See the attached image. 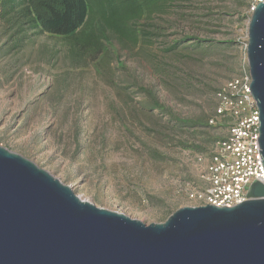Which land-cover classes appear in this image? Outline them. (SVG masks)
Here are the masks:
<instances>
[{
    "label": "rangeland",
    "instance_id": "obj_1",
    "mask_svg": "<svg viewBox=\"0 0 264 264\" xmlns=\"http://www.w3.org/2000/svg\"><path fill=\"white\" fill-rule=\"evenodd\" d=\"M183 4L187 9L149 22L161 29L143 28L163 33L152 44L126 50L114 43L116 55L93 64L89 58L74 63L65 40L49 35L30 38L18 53L0 54V146L82 199L147 225L197 206L188 191L200 185L206 163L197 162L201 153L177 144L187 134L150 109L148 91L176 118H213L217 90L247 62L249 22L238 0ZM184 36L206 42L164 52ZM4 41L0 30V47ZM228 41L233 44H220ZM212 132L225 137L228 128ZM149 150L164 159H152Z\"/></svg>",
    "mask_w": 264,
    "mask_h": 264
},
{
    "label": "water",
    "instance_id": "obj_2",
    "mask_svg": "<svg viewBox=\"0 0 264 264\" xmlns=\"http://www.w3.org/2000/svg\"><path fill=\"white\" fill-rule=\"evenodd\" d=\"M246 58L264 167V2L250 17ZM233 207H183L149 225L97 207L0 146V264H264V183Z\"/></svg>",
    "mask_w": 264,
    "mask_h": 264
},
{
    "label": "trees",
    "instance_id": "obj_3",
    "mask_svg": "<svg viewBox=\"0 0 264 264\" xmlns=\"http://www.w3.org/2000/svg\"><path fill=\"white\" fill-rule=\"evenodd\" d=\"M186 1L192 0H0V30L5 38L0 54L6 57L18 53L24 49L23 43L30 38L49 35L65 40L67 53L74 63L83 62L85 65L89 58L93 64L101 57L115 56L114 43L126 50L138 46L141 41L152 44L153 39L163 36V33L148 32L143 28L149 25L156 28L149 22L157 15L168 14L173 8L187 9L183 4ZM238 1L244 6L243 2ZM204 42L206 40L184 36L168 45L164 52L171 53L182 47L199 49ZM148 93L151 98L150 109L159 111L162 116H169L168 123L172 129L187 134L181 135L182 140H177V144L182 149L201 153L197 155L205 158L214 155V150L226 140L234 123L232 118L216 116L217 106L211 119L176 118L167 112L154 94ZM216 119L221 122L218 124ZM217 128H228L227 135L220 137L212 134V130ZM148 153L152 159H164L157 151L149 150Z\"/></svg>",
    "mask_w": 264,
    "mask_h": 264
},
{
    "label": "built area",
    "instance_id": "obj_4",
    "mask_svg": "<svg viewBox=\"0 0 264 264\" xmlns=\"http://www.w3.org/2000/svg\"><path fill=\"white\" fill-rule=\"evenodd\" d=\"M240 1L245 6L248 22L258 4L264 2ZM250 84L246 62L240 75L227 81L216 93V116L232 118L234 123L226 140L218 144L212 157L206 159L197 155V162L206 163L200 185L188 191L189 198L198 202L197 206H236L248 200L250 186L255 181L264 183L258 143L259 111Z\"/></svg>",
    "mask_w": 264,
    "mask_h": 264
}]
</instances>
